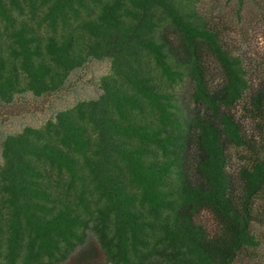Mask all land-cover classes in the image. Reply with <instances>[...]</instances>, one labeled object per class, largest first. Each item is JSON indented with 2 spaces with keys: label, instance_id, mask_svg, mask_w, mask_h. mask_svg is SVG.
<instances>
[{
  "label": "trees",
  "instance_id": "1",
  "mask_svg": "<svg viewBox=\"0 0 264 264\" xmlns=\"http://www.w3.org/2000/svg\"><path fill=\"white\" fill-rule=\"evenodd\" d=\"M236 24L219 0H0V105L111 63L1 136L0 264H264V57Z\"/></svg>",
  "mask_w": 264,
  "mask_h": 264
},
{
  "label": "rangeland",
  "instance_id": "2",
  "mask_svg": "<svg viewBox=\"0 0 264 264\" xmlns=\"http://www.w3.org/2000/svg\"><path fill=\"white\" fill-rule=\"evenodd\" d=\"M224 13L236 24L231 40L252 55L264 57V24L250 11L236 16L234 0H219ZM111 71L110 61H90L83 69L72 74L67 86L57 93L35 97L31 94L18 98L12 105H0V161L1 136L6 133L22 131L26 126L41 127L55 119L56 113L73 106L78 101L97 98L100 93V79ZM203 221L210 227L214 225L209 214Z\"/></svg>",
  "mask_w": 264,
  "mask_h": 264
}]
</instances>
